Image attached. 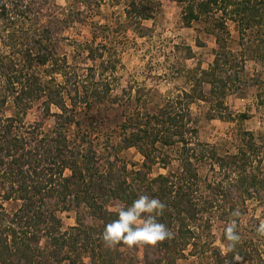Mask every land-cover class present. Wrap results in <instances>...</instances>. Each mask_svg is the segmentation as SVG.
Here are the masks:
<instances>
[{
	"label": "trees",
	"instance_id": "obj_1",
	"mask_svg": "<svg viewBox=\"0 0 264 264\" xmlns=\"http://www.w3.org/2000/svg\"><path fill=\"white\" fill-rule=\"evenodd\" d=\"M168 1L184 5L183 20L187 26L217 12L222 20L233 21L242 35L255 28L264 29V0ZM36 4L37 0H0V107L10 105V101L15 110L14 115L0 118V264H124L120 245L105 247L100 238L105 226L118 218L107 203L120 201L131 205L141 194L159 198L167 205L158 220L174 233L173 238L157 244L155 256L146 254L144 264H171L170 255L189 245L197 251L198 235L190 226L201 211L195 203L202 180L196 163L208 161L220 170L234 171L236 199L242 203L250 198L263 201L264 156L253 167L254 157H259L263 148L252 132L244 131L242 145L229 155L219 154L209 144L192 146L188 138L189 133L197 132L191 126L192 104L208 101L219 113L226 109L225 99L234 80L224 76L225 69L235 61L226 51L224 38H216L215 58L209 70L199 67L189 72L193 81L190 91L171 98L153 113L146 110L125 114L118 129L125 146L137 148L143 163L126 178L114 181L113 176L106 178L92 169L95 154L77 150V142L65 133V129L81 123L76 118L79 106L88 113L95 109L99 116H105L117 101L111 94L119 62L117 52L110 46L111 25L91 17L100 14L103 5L121 6L120 30L140 29L144 21L154 17L158 2L68 0L64 8L59 7L54 15L56 23L69 28L90 21L92 27L91 41L73 42L77 53L81 50L92 62L80 82L66 80L67 60L57 52L51 27L34 21ZM217 25L225 31L224 22L218 21ZM261 42L264 45V39ZM37 66L46 68L47 78L36 74ZM68 84H73L74 89L67 90ZM40 99L45 100L48 110L51 106L57 109L53 114L55 126L50 132H44L40 124L25 125L22 120V113ZM137 101H142V91ZM248 118L247 113H241L237 119L243 122ZM178 144L182 145L179 171L153 177L158 148ZM66 171H70L69 176ZM228 185L225 191L222 184L209 183L207 187L222 189L229 196L232 188ZM10 201L20 203L15 212H8L3 206ZM67 205L76 210L77 224L62 232L56 212ZM87 214L94 219V225L84 222ZM223 241L226 242L224 235ZM235 252L246 256L240 243ZM234 254L226 258L219 252L217 264L233 260Z\"/></svg>",
	"mask_w": 264,
	"mask_h": 264
},
{
	"label": "rangeland",
	"instance_id": "obj_2",
	"mask_svg": "<svg viewBox=\"0 0 264 264\" xmlns=\"http://www.w3.org/2000/svg\"><path fill=\"white\" fill-rule=\"evenodd\" d=\"M67 1L37 0L34 21L41 26L51 27L57 52L67 60L66 80L80 82L92 62L86 59V53L81 50L77 53L73 42L91 41L92 27L89 25L90 21L85 24L76 23L69 28L55 22L54 15L59 7L66 6ZM155 1L158 2V7L154 17L144 21L140 29L120 30L119 22L123 21L119 20L122 15L121 6L103 5L102 12L91 17L93 21L111 25L110 46L117 52L116 58L119 61L114 72L111 94L117 101L109 107L105 116H99L95 109L88 113L79 106L76 118L81 123L65 129V133L77 142V150L95 154L92 169L106 178L113 176L114 181L126 178L132 170L140 168L143 157L137 148L125 146L123 135L118 129L119 123L123 121L125 114L128 116L146 110L153 113L171 98L190 91L193 81L189 72L199 67L209 70L215 58L216 38L220 36L226 41L227 53L235 61L225 69L224 76L234 80L230 83L225 99L226 109L219 113L208 101L200 100L192 104L189 109L191 126L197 132L193 135L189 133L188 138L192 146L199 147L198 143L209 144L219 154L229 155L236 153L242 145V133L252 132L256 142L263 148L260 149L259 157H254L253 167H257L258 161L264 156V45L261 42L264 39V29L259 31L255 28L242 35L233 21L222 20L217 12L204 15L187 26L183 20V4L168 0ZM218 21L225 23V31L217 25ZM35 72L40 78H47L45 67L37 66ZM57 78L62 79L58 75ZM0 85L3 86L2 81ZM68 85L67 90L74 89L73 84ZM205 90L208 91L207 85ZM139 91H142L141 102L137 101ZM44 102V99L35 101L22 113V120L25 125L40 124L44 132H50L55 126L53 114L57 109L51 106L48 110ZM9 104L0 107V118L15 114L10 101ZM241 113H247L249 118L239 122L237 118ZM181 147L178 144L158 148L155 153L159 159L153 167V177L179 171ZM196 166L202 180L195 195V203L201 211L190 226L198 235L195 241L197 251L195 246L189 245L185 250L170 255L171 264H217L218 254L222 252V244L225 243L224 228L233 219L231 213L234 210L241 213L235 219L241 236L240 244L246 256L241 261L230 260V264H264V238L258 237L255 231L264 220V199L261 201L250 198L242 203L236 199L238 192L234 187V171L220 170L208 161L196 163ZM261 166L264 167V162ZM65 174L69 176L70 171ZM209 183L222 184L224 191L230 184L232 192L226 196L221 192L222 189L207 187ZM114 202L107 203V207L111 209ZM3 206L6 211L15 212L20 203L4 202ZM56 214L61 220L62 232L77 224L76 210L69 205L57 209ZM83 220L88 226L95 224L89 214ZM157 247L128 248L120 245L118 249L125 260L124 264H144L146 254L155 256Z\"/></svg>",
	"mask_w": 264,
	"mask_h": 264
},
{
	"label": "clouds",
	"instance_id": "obj_3",
	"mask_svg": "<svg viewBox=\"0 0 264 264\" xmlns=\"http://www.w3.org/2000/svg\"><path fill=\"white\" fill-rule=\"evenodd\" d=\"M166 208L167 205L159 198L150 197L147 194L139 195L131 205L115 201L110 210L114 211L118 218L105 226L100 237L103 244L108 248H114L118 245L133 248L155 246L173 238L174 233L158 220ZM240 215L239 210L232 211L233 219L224 228L226 242L222 244L221 252L226 258L230 253H235L232 256L235 261L242 260L239 253L235 252L236 246L241 242L237 219H235ZM255 231L258 237L264 238V220L259 223ZM225 264H230L228 259H225Z\"/></svg>",
	"mask_w": 264,
	"mask_h": 264
}]
</instances>
